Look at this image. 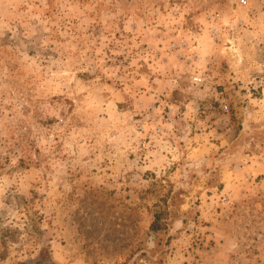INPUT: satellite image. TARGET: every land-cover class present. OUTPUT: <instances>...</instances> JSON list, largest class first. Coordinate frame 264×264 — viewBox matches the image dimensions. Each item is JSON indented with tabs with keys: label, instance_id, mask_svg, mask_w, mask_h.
Returning a JSON list of instances; mask_svg holds the SVG:
<instances>
[{
	"label": "rangeland",
	"instance_id": "1",
	"mask_svg": "<svg viewBox=\"0 0 264 264\" xmlns=\"http://www.w3.org/2000/svg\"><path fill=\"white\" fill-rule=\"evenodd\" d=\"M40 254L264 264V0H0V264Z\"/></svg>",
	"mask_w": 264,
	"mask_h": 264
},
{
	"label": "trees",
	"instance_id": "2",
	"mask_svg": "<svg viewBox=\"0 0 264 264\" xmlns=\"http://www.w3.org/2000/svg\"><path fill=\"white\" fill-rule=\"evenodd\" d=\"M164 212L165 211H163L162 208L154 211L153 220L151 221L149 225V230L151 231V233L157 234L161 230V228H164L166 226V223L163 220L165 218L163 216ZM42 262H43V258L40 254L35 260H33L32 262L28 264H42ZM21 264H24V263H21Z\"/></svg>",
	"mask_w": 264,
	"mask_h": 264
}]
</instances>
